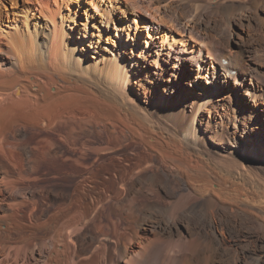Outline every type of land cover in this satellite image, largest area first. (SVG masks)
<instances>
[{"label": "bare ground", "instance_id": "bare-ground-1", "mask_svg": "<svg viewBox=\"0 0 264 264\" xmlns=\"http://www.w3.org/2000/svg\"><path fill=\"white\" fill-rule=\"evenodd\" d=\"M8 2L0 264H264V0Z\"/></svg>", "mask_w": 264, "mask_h": 264}, {"label": "rangeland", "instance_id": "rangeland-1", "mask_svg": "<svg viewBox=\"0 0 264 264\" xmlns=\"http://www.w3.org/2000/svg\"><path fill=\"white\" fill-rule=\"evenodd\" d=\"M16 2H18V4L19 3H21L22 2V0H16ZM7 4H8V7H10V4H9V2H8V0H0V7H3L4 5H6L7 6ZM81 8H83V9H86L85 7H81ZM3 9V8H2ZM262 12V10L260 9V10H256L255 11V13L259 16V14H262L261 13ZM119 16V15H118ZM121 16V15H120ZM154 25V24H153ZM156 26V25H155ZM156 27H158V26H156ZM160 28L162 29V30H164V26H160ZM233 29L237 32V31H241V29L237 26V25H234V27H233ZM146 31H147V29H146ZM94 32V30L92 31V33ZM165 33H164V35L166 36L167 34H168V28H166V31H164ZM79 34L77 33V32H75V34L72 36V44L74 45V46H76L77 45V36H78ZM92 39H95L96 40V38L95 37H92V38H85L84 40V44L85 45H87V44H89V42H90V40H92ZM124 40H125V43L127 44V46L129 47L128 48V50L127 51H129L130 50V48H131V46H133L135 43H136V41L134 42L133 40H132V38H129L126 34H124V38H123ZM107 41L108 40H106V39H103L102 40V43L101 44H98V46H99V48H98V50H100L101 48H103V47H105L106 46V44H108L107 43ZM110 41V43H111V40H109ZM108 41V42H109ZM139 43H140V45L143 43V38H140V40H139ZM95 45V43L93 44V46ZM103 46V47H102ZM89 50V49H88ZM260 50V54L261 53H263L264 52V49H259ZM98 55H100V52L98 51L97 53H90L89 55H88V57H90V59H93V57H96V56H98ZM261 55H264V53L263 54H261ZM206 59V58H205ZM177 60H178V57H175L174 58V62H177ZM209 65V64H208ZM187 69V68H186ZM189 69V68H188ZM187 69V70H188ZM188 72H189V70H188ZM187 72V73H188ZM189 76H191V75H189ZM99 81L101 82V78L99 79ZM240 81H242V79L240 80ZM187 83H190L189 81L187 82ZM186 83V84H187ZM191 84V83H190ZM190 84H188V85H183L182 83L180 84L181 86H180V88H178V90L180 91V93L181 92H185V91H187L186 89H190ZM193 85V84H192ZM186 93H191V92H186ZM246 99L248 100V98L246 97ZM261 101H264V99H261ZM259 103H261V102H259ZM259 103L257 104V106L259 105ZM259 109H261L260 107H258ZM261 113V112H260ZM219 120H221V118L219 119ZM29 136H30V132H29ZM55 136V135H54ZM81 136V138L84 136V134H81L80 135ZM236 140H238V141H243L244 143H248L250 140L248 139V138H238V137H236L235 138ZM210 143H212V144H214L212 141H209ZM228 145H229V143H227ZM227 144L226 143H224V144H220V145H216L217 147H219V148H221L222 149V147L223 148H225V149H223L222 151H223V153H221V154H225L224 156H220V157H214V159L213 160H211L210 161V163H209V170H211L212 172H213V176L214 177H222V176H226L227 175V169H228V171L229 170H231V171H229L232 175H234L235 177H237L238 178V175H237V173H235V172H238V174H240V172H239V170L235 167V166H231L226 160L228 159V157H230V158H232L233 159V157L232 156H227V154H226V152H228L227 151V149H229V147L227 146ZM215 145V144H214ZM262 149V148H261ZM231 150V149H230ZM262 150H264V149H262ZM262 150H260V153H262L263 151ZM28 155V154H27ZM216 155H218V153L216 154ZM228 155H229V153H228ZM262 157V156H261ZM255 158V157H254ZM262 161H263V159H262ZM263 163H264V161H263ZM235 168V169H234ZM229 174V173H228ZM245 175L246 176H248L249 178H248V180H250V185L251 186H253L254 188H256V187H258V189L264 194V176H262V175H259L260 177H257V175L258 174H255L256 176H254L253 174H247V172L245 173ZM210 179H213L212 177H209ZM240 178V177H239ZM242 178V177H241ZM258 180V181H257ZM229 184H230V182L229 183H224V186L225 187H228L229 186ZM249 185V186H250ZM262 186V187H261ZM28 187H30V188H28ZM25 190H30V189H36V186L35 185H33V184H31V186L30 185H25L24 187H23ZM260 199H263V201H264V195L263 196H261L260 197ZM10 227V226H9ZM243 239V238H242ZM244 240V239H243Z\"/></svg>", "mask_w": 264, "mask_h": 264}]
</instances>
